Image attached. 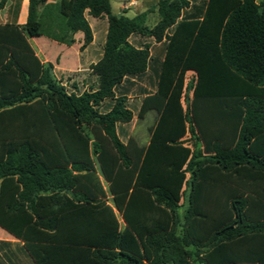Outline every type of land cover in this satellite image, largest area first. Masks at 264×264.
<instances>
[{
  "label": "trees",
  "instance_id": "16d2710c",
  "mask_svg": "<svg viewBox=\"0 0 264 264\" xmlns=\"http://www.w3.org/2000/svg\"><path fill=\"white\" fill-rule=\"evenodd\" d=\"M48 1L29 0L23 26L0 24V227L25 255L12 250L9 264H211L224 244L264 238L262 210L250 219L258 205L242 189L221 227L203 241L194 230L198 188L223 184L206 168L229 186H249L232 184L240 168L264 175L253 148L264 132V0H159L154 27L110 0ZM89 18L107 19L103 51L69 86L29 39L72 46L82 33V52L95 40ZM152 93L142 116L154 105L159 117L140 147L129 138ZM219 99H236L243 116L234 146L218 139L208 152L197 116L218 125L237 108L194 104Z\"/></svg>",
  "mask_w": 264,
  "mask_h": 264
},
{
  "label": "crops",
  "instance_id": "0c3cea01",
  "mask_svg": "<svg viewBox=\"0 0 264 264\" xmlns=\"http://www.w3.org/2000/svg\"><path fill=\"white\" fill-rule=\"evenodd\" d=\"M60 0H49L48 2H58ZM260 2L261 0H257ZM133 2H136L133 0ZM125 7V6H122ZM28 10H29V0H9L4 8L0 9V24H15L19 26H23L27 23L28 20ZM126 11L123 13H119L117 15H125ZM126 16V15H125ZM137 16V15H136ZM127 17V16H126ZM130 18V17H129ZM102 19V18H101ZM90 22V18H89ZM91 26V22H90ZM108 27V26H107ZM92 30L93 27L91 26ZM94 38H95V32ZM39 38H46L48 41H36L38 38H30L29 42L32 45L33 49L35 50L37 56L41 59L43 63H51L54 65V72L58 76H65L70 78L71 73L80 72L83 69H89L86 67V59H84L85 54L83 53L88 52V46L85 50L80 52V48L83 45V34L78 33L75 35L76 42L72 46H67L65 44H59L53 40L48 39L47 37H39ZM95 41V40H94ZM49 42H55L62 46L63 51L60 53L52 52L51 47L52 44ZM75 50V52H73ZM96 63L90 61L89 64ZM74 80V79H73ZM153 96V93L150 95H145L143 97V103L140 109L139 114L135 117L134 125L132 128L136 131L138 129L139 135L136 134L134 136L131 132L130 138H134L140 147H147L149 144L152 130L154 129L158 117H159V110L153 105L151 106L142 116L145 106V99ZM195 100H192V106ZM221 115L230 114V116L220 117L218 126L223 131L224 138L228 141L227 145H224L225 148H231L237 141L238 132L240 128L241 119L243 113L239 114L237 109L233 108H225L223 111L219 112ZM234 114V116H233ZM148 115H151L149 122L146 124L144 120L147 118ZM143 122V123H142ZM200 130V129H199ZM263 136V147L261 149H255L254 153L259 155L264 159V132L261 133ZM144 139V140H143ZM206 172L215 173L221 175L217 169L213 167L206 168ZM205 174V173H204ZM233 181L232 184L240 185L249 183L250 187L248 192H246V196L250 200V207L253 204L258 205V212L252 214L251 220H261L260 212L262 210V204H264V189L261 187V182H264V175L258 172L251 171L247 168H240L236 172L232 174ZM105 187L108 191L109 197L112 198L114 193L110 194L108 185L105 184ZM249 207V208H250ZM249 208L247 212L249 211ZM1 228V227H0ZM5 232L3 235L0 236V242H6V244H0V264H9L7 259V254L10 253L12 250L16 251L23 259L25 258L23 251L20 250L23 243L16 239L12 234L7 232L5 229L1 228ZM256 241H264V238L258 236H248L237 241L224 244L226 246L228 254L224 253V257H216L215 259L211 260V264H224L227 261H233L239 264H263L261 260L264 259V253L261 255L256 254V249L254 247ZM19 243V244H18ZM22 252V253H21ZM29 262V260L27 261Z\"/></svg>",
  "mask_w": 264,
  "mask_h": 264
},
{
  "label": "rangeland",
  "instance_id": "374dc122",
  "mask_svg": "<svg viewBox=\"0 0 264 264\" xmlns=\"http://www.w3.org/2000/svg\"><path fill=\"white\" fill-rule=\"evenodd\" d=\"M111 5H112V11L115 14L123 13L126 11L125 15L127 17L133 18L136 15L142 14V13H147V22L146 24L149 27H154L160 20L159 17V0H135L136 2H133V0H110ZM194 1H192L193 3ZM125 6V7H122ZM91 26L93 27V31L95 32V41L94 43L88 48V52H83L85 54L84 59H86V67H90L94 63L92 62H97V56L100 52L103 51V45L105 42V36L107 32V19L102 18V19H95V18H90ZM36 41L42 42V41H48L46 38H38ZM147 42L153 43V39H147ZM52 44L51 50L52 52H57L60 53L63 51L61 45L55 43V42H49ZM75 52V50H73ZM56 75V74H55ZM192 75L189 74V77ZM58 79H62V81L69 86L74 83H78L79 85H82L83 81L85 80L84 76H72L71 78H67L65 76H57ZM74 79V80H73ZM86 83V82H85ZM236 99H219V100H209L207 102L205 101H196L194 104V109L197 111L201 107L210 105L218 108H223L225 106H232L234 107L235 104L234 102ZM237 104V103H236ZM236 107V106H235ZM238 112L241 113L243 112V109L241 107H236ZM151 115H148L147 118L144 120V123L146 124L149 122ZM196 120V118H195ZM135 121V118H134ZM218 117L214 116L211 119V125H207V122L197 116V127L200 128V135L202 139V144H203V149L205 151L211 152L212 151V143L215 140H221L223 145H227L228 141L224 138V133L220 129V127L217 125ZM143 123V122H142ZM134 125V123H133ZM132 132V131H131ZM132 134L134 136L139 135L138 129L136 131L133 130ZM144 140V139H143ZM263 146L262 144V137L258 134L256 136L255 142L253 144V148H261ZM128 153L130 157L137 161L138 160V155L136 152H133L132 150L129 151ZM257 156V155H256ZM216 176V175H215ZM215 182H223L222 185H202L201 187L198 188L197 193H196V213L199 215L195 219V224H194V230H197V236L199 240L203 241L204 237L206 236L207 232L211 231L212 229H216L222 226L223 222H225L229 215H230V209L227 204L228 198L236 197L239 196V193L237 190L242 191H247L248 192V184L240 187L238 186H229L224 183H230V176L225 177V176H219L217 175L215 177ZM261 187L264 189V182H261ZM242 186V187H241ZM221 198V206H217V200ZM255 207V205H254ZM254 210V209H253ZM262 217H264V205L262 209ZM201 230V231H198ZM5 231L0 228V236L3 235ZM250 244H255L250 243ZM254 245L256 249V254L260 255L261 253H264V246L259 245ZM216 253V251H213V255ZM264 263V260H262Z\"/></svg>",
  "mask_w": 264,
  "mask_h": 264
}]
</instances>
